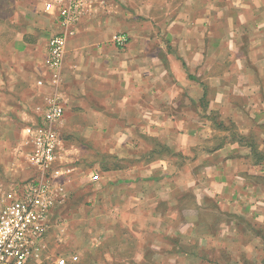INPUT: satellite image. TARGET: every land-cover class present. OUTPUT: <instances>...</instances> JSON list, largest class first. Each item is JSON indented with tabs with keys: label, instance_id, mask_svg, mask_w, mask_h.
<instances>
[{
	"label": "crops",
	"instance_id": "crops-1",
	"mask_svg": "<svg viewBox=\"0 0 264 264\" xmlns=\"http://www.w3.org/2000/svg\"><path fill=\"white\" fill-rule=\"evenodd\" d=\"M13 1L24 9L36 2L34 8L41 6L42 16L56 23L43 10L47 0ZM79 25L62 69L68 116L72 109L81 115L88 134L102 136L99 146L117 139L124 147L133 138V150L145 140L168 147L167 156L150 159L142 171L133 169L134 177L147 183L164 180V200L191 191L197 207L205 208L208 198L233 213L262 204L264 0H101ZM105 25L126 32L127 46L95 43L93 57H79L78 48L87 45L93 31L106 41ZM19 46L24 48L20 59L4 64L1 80L11 88L18 85L19 92L0 91V107L3 119L11 124L14 118L22 131L41 103L29 84L49 73L46 43L40 62L26 54L25 43ZM210 113L231 124L234 135L216 131L204 117ZM251 134L260 138L258 144Z\"/></svg>",
	"mask_w": 264,
	"mask_h": 264
},
{
	"label": "rangeland",
	"instance_id": "rangeland-1",
	"mask_svg": "<svg viewBox=\"0 0 264 264\" xmlns=\"http://www.w3.org/2000/svg\"><path fill=\"white\" fill-rule=\"evenodd\" d=\"M36 4L32 1L24 9L19 1L0 0V91L19 92L18 85L11 88L1 81L4 64L11 57L20 59L24 48L19 45L25 43L30 48L26 54L40 62L43 44L56 31V23L42 16L41 6L34 8ZM37 22L41 28L34 26ZM103 29L109 32L106 41L93 31L87 45L81 43L78 48L79 57L86 58L88 53L93 57L95 43L109 47L110 37L126 33L115 31L112 25ZM25 56L23 53L22 59ZM29 85L36 97L35 82ZM94 86L101 88L96 82ZM62 91L65 93L64 76ZM72 111L69 116L66 111L67 124L63 121L61 127L60 160L63 165L70 164L73 173L66 185V201L51 218L49 239L67 264H264V190L262 204L252 209V204L248 208L240 205L236 213L208 198L202 206L205 208H199L191 191L164 200V180L147 183L135 178L133 169L142 171L150 159L167 156L168 147L157 140H145L137 142V150H133V138L124 147L117 139H110L106 147L99 146L102 136L97 131L88 134L82 116ZM204 117L220 129L216 131L234 135L231 124L223 125L214 113ZM13 119L14 123L8 124L10 119H3L0 107V184L5 186L31 176L22 160L24 151L19 152L24 139H20L21 126ZM250 136L256 143L260 139ZM95 175L99 178L92 181Z\"/></svg>",
	"mask_w": 264,
	"mask_h": 264
},
{
	"label": "built area",
	"instance_id": "built-area-1",
	"mask_svg": "<svg viewBox=\"0 0 264 264\" xmlns=\"http://www.w3.org/2000/svg\"><path fill=\"white\" fill-rule=\"evenodd\" d=\"M100 3L101 0L44 2L43 10L55 18L57 32L47 42L49 76L35 81L41 103L34 107L33 120L21 131L24 139L19 152L24 151L22 160L31 176L6 186L0 184V264H67L49 241L51 218L66 201V185L73 173L70 164L63 165L60 160V132L67 104L62 91V69L69 40ZM110 41L123 49L129 38L118 33ZM98 178L91 176L92 181Z\"/></svg>",
	"mask_w": 264,
	"mask_h": 264
},
{
	"label": "trees",
	"instance_id": "trees-1",
	"mask_svg": "<svg viewBox=\"0 0 264 264\" xmlns=\"http://www.w3.org/2000/svg\"><path fill=\"white\" fill-rule=\"evenodd\" d=\"M244 139V138H243ZM250 140H246V142L248 143ZM252 142H253V140H252ZM249 143H251V142H249ZM254 143V142H253ZM251 147H253V149L254 150H256L257 149V144H254V145H251ZM260 157H263L262 155H260ZM103 171H108L107 169H103Z\"/></svg>",
	"mask_w": 264,
	"mask_h": 264
}]
</instances>
